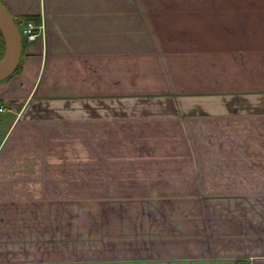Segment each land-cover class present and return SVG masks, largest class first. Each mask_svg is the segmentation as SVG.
I'll return each mask as SVG.
<instances>
[{
  "label": "crops",
  "instance_id": "obj_1",
  "mask_svg": "<svg viewBox=\"0 0 264 264\" xmlns=\"http://www.w3.org/2000/svg\"><path fill=\"white\" fill-rule=\"evenodd\" d=\"M0 3V264H264V0Z\"/></svg>",
  "mask_w": 264,
  "mask_h": 264
},
{
  "label": "water",
  "instance_id": "obj_2",
  "mask_svg": "<svg viewBox=\"0 0 264 264\" xmlns=\"http://www.w3.org/2000/svg\"><path fill=\"white\" fill-rule=\"evenodd\" d=\"M0 31L4 38L5 50L0 60V82L16 67L22 46L19 27L0 3Z\"/></svg>",
  "mask_w": 264,
  "mask_h": 264
},
{
  "label": "built area",
  "instance_id": "obj_3",
  "mask_svg": "<svg viewBox=\"0 0 264 264\" xmlns=\"http://www.w3.org/2000/svg\"><path fill=\"white\" fill-rule=\"evenodd\" d=\"M44 25L43 22L37 23L34 20H26L21 28V35L24 40L31 42L43 35Z\"/></svg>",
  "mask_w": 264,
  "mask_h": 264
},
{
  "label": "trees",
  "instance_id": "obj_4",
  "mask_svg": "<svg viewBox=\"0 0 264 264\" xmlns=\"http://www.w3.org/2000/svg\"><path fill=\"white\" fill-rule=\"evenodd\" d=\"M4 50H5L4 38H3V35L1 33V31H0V60L2 59V56L4 54ZM21 63H22V49H21L20 57H19V60H18V63L16 65V67L14 68V70L4 80H7V79L11 78L14 74L19 73L20 72Z\"/></svg>",
  "mask_w": 264,
  "mask_h": 264
}]
</instances>
